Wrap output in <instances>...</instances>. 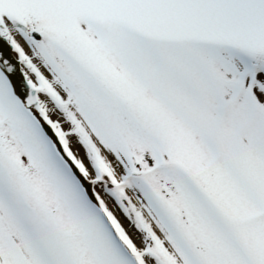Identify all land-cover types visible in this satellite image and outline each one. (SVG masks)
Listing matches in <instances>:
<instances>
[{
    "label": "snow or ice",
    "instance_id": "6c2138e0",
    "mask_svg": "<svg viewBox=\"0 0 264 264\" xmlns=\"http://www.w3.org/2000/svg\"><path fill=\"white\" fill-rule=\"evenodd\" d=\"M0 264H264V0H0Z\"/></svg>",
    "mask_w": 264,
    "mask_h": 264
}]
</instances>
